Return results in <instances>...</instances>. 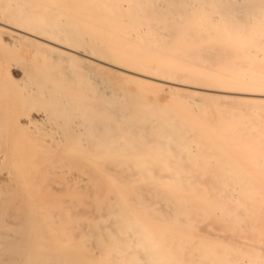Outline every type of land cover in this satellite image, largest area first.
<instances>
[{"label": "bare ground", "instance_id": "obj_1", "mask_svg": "<svg viewBox=\"0 0 264 264\" xmlns=\"http://www.w3.org/2000/svg\"><path fill=\"white\" fill-rule=\"evenodd\" d=\"M0 264H264V0H0Z\"/></svg>", "mask_w": 264, "mask_h": 264}, {"label": "rangeland", "instance_id": "obj_2", "mask_svg": "<svg viewBox=\"0 0 264 264\" xmlns=\"http://www.w3.org/2000/svg\"><path fill=\"white\" fill-rule=\"evenodd\" d=\"M168 97V92L167 91H164L161 95H160V98L161 99H166Z\"/></svg>", "mask_w": 264, "mask_h": 264}]
</instances>
